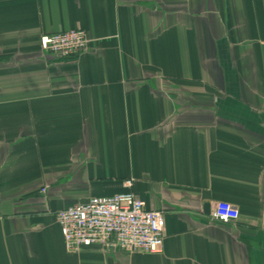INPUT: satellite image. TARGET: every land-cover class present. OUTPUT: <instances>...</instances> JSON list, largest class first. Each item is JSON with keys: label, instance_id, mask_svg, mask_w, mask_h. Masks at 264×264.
Segmentation results:
<instances>
[{"label": "crops", "instance_id": "crops-1", "mask_svg": "<svg viewBox=\"0 0 264 264\" xmlns=\"http://www.w3.org/2000/svg\"><path fill=\"white\" fill-rule=\"evenodd\" d=\"M130 179L160 254L67 251L55 212ZM0 264H264V0H0Z\"/></svg>", "mask_w": 264, "mask_h": 264}, {"label": "built area", "instance_id": "built-area-1", "mask_svg": "<svg viewBox=\"0 0 264 264\" xmlns=\"http://www.w3.org/2000/svg\"><path fill=\"white\" fill-rule=\"evenodd\" d=\"M39 38L41 51L67 59L83 54L88 47V37L80 28L45 33ZM131 185L130 179L124 182L127 191L92 196L86 202L55 212L67 251L78 253L85 247L98 246L160 254L164 244L163 212L148 208L145 201L130 190ZM210 214L213 220L222 223L239 217L237 209L226 201L217 203Z\"/></svg>", "mask_w": 264, "mask_h": 264}]
</instances>
